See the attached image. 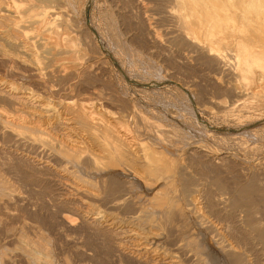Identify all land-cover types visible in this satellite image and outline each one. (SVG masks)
Returning a JSON list of instances; mask_svg holds the SVG:
<instances>
[{
    "label": "bare ground",
    "instance_id": "obj_1",
    "mask_svg": "<svg viewBox=\"0 0 264 264\" xmlns=\"http://www.w3.org/2000/svg\"><path fill=\"white\" fill-rule=\"evenodd\" d=\"M120 1L135 8L151 41L159 44L163 32L184 58L211 65L213 90L228 98H209L213 109L264 108V0ZM75 7L0 0V152L29 168L20 182L0 164V264H100L86 239L72 236L81 229L107 246L112 264H252L231 238L240 227L252 245L264 244V214L238 204L237 187L187 169V160L212 150L184 145L97 85L104 71ZM155 22L166 27L159 32ZM260 166L248 170L262 179ZM33 182L56 193L52 224L37 217Z\"/></svg>",
    "mask_w": 264,
    "mask_h": 264
},
{
    "label": "rangeland",
    "instance_id": "obj_2",
    "mask_svg": "<svg viewBox=\"0 0 264 264\" xmlns=\"http://www.w3.org/2000/svg\"><path fill=\"white\" fill-rule=\"evenodd\" d=\"M75 1V18L79 20L82 27L88 26L92 37L90 40L86 39L88 44L86 47L97 52L96 56L93 53L95 58L93 61L99 62L97 64H100L102 74L104 71L103 76H99L102 83H97V85L107 86L119 98L135 105L137 111L141 110L149 118H153L150 120L155 121L156 119L155 122L159 121L158 123L163 127H168L167 129L172 131L173 136L181 143L184 142V145L201 146L202 149H210L212 153L223 157L222 162L217 163V158H214L215 154L209 158L200 157L197 154L187 160V165L190 167L187 169H196L199 175L215 180L216 183L228 189L237 187L238 198H241L237 203L246 206L253 205L254 208L257 206L259 210L257 207L255 209L264 214V207H262L264 206V178L261 179L255 173L250 174L252 172L248 170L249 167L253 169V166H264V140H262L264 139V108L252 110L238 104L232 109H213L209 98L213 96V99H222L224 97L227 101L228 98L213 90L208 76L212 73V68L205 60L198 57L184 58L186 53L184 47L170 42L166 39L167 36L162 34L163 32L162 35L160 34L159 44L151 41L145 33L141 17L137 19L140 15L138 16L135 8L128 5L125 7L120 0ZM84 2L86 5L82 7ZM152 10L149 11L154 15L147 13L149 11H146V14L154 18L158 17L155 14L156 11ZM156 24L158 29L161 28L159 32L166 27L165 23V25L163 23L159 25V22ZM158 29L156 27L157 32ZM95 44L98 48H94ZM118 103L121 104V102ZM10 149L12 151V147ZM9 152H0V157L2 156L0 159L3 158L0 161V164L3 163L2 169H10V172H14L19 181L23 182L22 173L19 171L29 169L28 165L21 160H16L17 156ZM18 152L26 153L22 149ZM31 185L33 188L31 187L30 196L35 201L34 208L37 212L39 211L37 217L40 220L50 221L52 224V220H55V210L53 212L48 208L51 207L48 201H51L56 193H51L50 186L44 183L33 182ZM53 208L57 209L58 206L54 205ZM242 208L245 209V206ZM81 231L82 229L72 236L81 238L82 241L86 239L87 245L96 252L100 264H112L109 250L101 240H98L99 237L89 235L86 231L81 233ZM233 235L232 243L240 247L244 253L246 252L245 255L252 264H264V253H262L264 244L256 241V244L252 245L251 239L240 227L233 232Z\"/></svg>",
    "mask_w": 264,
    "mask_h": 264
}]
</instances>
